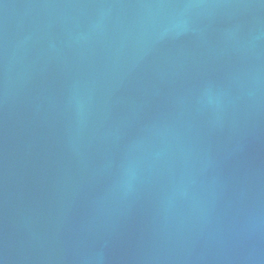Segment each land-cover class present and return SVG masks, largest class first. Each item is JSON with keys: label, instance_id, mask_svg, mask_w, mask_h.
Wrapping results in <instances>:
<instances>
[{"label": "water", "instance_id": "1", "mask_svg": "<svg viewBox=\"0 0 264 264\" xmlns=\"http://www.w3.org/2000/svg\"><path fill=\"white\" fill-rule=\"evenodd\" d=\"M0 264H264V0H0Z\"/></svg>", "mask_w": 264, "mask_h": 264}]
</instances>
